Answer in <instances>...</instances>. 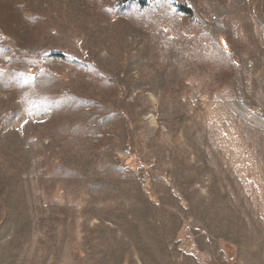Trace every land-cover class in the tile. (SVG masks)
<instances>
[{
	"label": "rangeland",
	"instance_id": "374dc122",
	"mask_svg": "<svg viewBox=\"0 0 264 264\" xmlns=\"http://www.w3.org/2000/svg\"><path fill=\"white\" fill-rule=\"evenodd\" d=\"M0 264H264V0H0Z\"/></svg>",
	"mask_w": 264,
	"mask_h": 264
},
{
	"label": "trees",
	"instance_id": "16d2710c",
	"mask_svg": "<svg viewBox=\"0 0 264 264\" xmlns=\"http://www.w3.org/2000/svg\"><path fill=\"white\" fill-rule=\"evenodd\" d=\"M184 10H185V12H190L187 9H184ZM46 56L52 57V58H55V59H58V60H64V61L73 62V59H71L68 56L63 55L62 53H48Z\"/></svg>",
	"mask_w": 264,
	"mask_h": 264
}]
</instances>
